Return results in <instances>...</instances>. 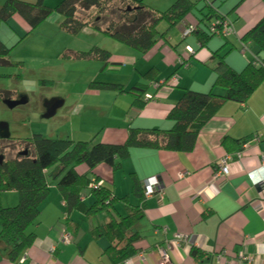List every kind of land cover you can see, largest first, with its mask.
Instances as JSON below:
<instances>
[{
	"label": "crops",
	"instance_id": "1",
	"mask_svg": "<svg viewBox=\"0 0 264 264\" xmlns=\"http://www.w3.org/2000/svg\"><path fill=\"white\" fill-rule=\"evenodd\" d=\"M8 1L34 4L38 0H0V9ZM60 1L42 0V3L53 8ZM240 1L235 0V5L225 12L234 18V22L230 23L233 33L227 38L229 44L224 47L223 40L209 44L210 49L202 52L204 57H200V52L199 56H196V62L192 61L190 66L180 69L186 73L180 76L177 74L176 78L173 75L179 61L172 50L176 45L173 35L167 34L166 41L159 42L148 53L141 55L133 50V53H127L122 49L124 46L91 30H84L75 38L65 34L74 38L73 40L85 35L79 40L88 37L92 42L88 44L83 41L82 45L78 46L73 45V40L65 37L64 52L70 50L67 53H86L92 48L100 47L111 55V64L107 65L106 72L118 73L121 62H125L132 69L127 70L124 77H116L110 81L95 77L90 80L84 78L83 81L63 80L64 82L52 84V99L60 100L61 104H64L62 97L68 96L64 100L70 107L74 106L72 114L75 116L82 115L84 108L99 112L103 116L97 121L102 129L101 133L97 134V130L95 134H90V131L88 133L87 127L82 129L84 122L81 121L82 124L78 125L72 135L83 132L85 141L122 145L126 140L128 127L169 130L171 122L167 121V115L179 101L183 91L206 94L212 90L215 74L202 65L208 60L210 51L221 48L223 51L229 50L233 46L238 48L243 35L264 16V0H242L239 4ZM236 6L238 7L233 10ZM59 22L58 17H53L33 32L38 37V32L42 34V30L49 27L48 24L58 28ZM33 32L29 34L28 26L16 15L0 24V45L10 50L9 60L15 63L14 66L24 67L27 60H31L24 55L11 57V52ZM187 41L191 42L189 38ZM51 49L50 47V51ZM60 51L62 49L59 48L49 56L58 61L64 53ZM233 52H229L225 61L232 70L238 72L243 70L247 61L240 55L232 56ZM46 60L51 59L44 58L43 64ZM64 61L75 67L85 64L82 65L84 69L89 68L88 63L93 64ZM150 70L156 71L153 82L155 84H150L145 99L154 95L156 88L153 85L163 87L155 94L154 100L139 113L131 108L133 97L128 94L93 91L88 88L91 83H99L122 86L125 90H130L138 85ZM50 79L52 80L51 76L48 80L40 82L44 89ZM169 81L172 87L167 86ZM221 92L213 91L218 94ZM91 98L96 100V106L87 104ZM240 141H246L247 148L243 157L236 159V152L232 151L231 146L232 142ZM261 154H264V83L245 104L225 103L201 129L192 152L176 154L132 149L129 157L122 162L119 172L112 174L105 166L97 167L94 174L100 179V183L110 188L118 198L128 196L133 205H136V200L131 198L133 180L141 186L150 178H156L158 181L156 194L144 200V216L138 223L140 238L134 242L137 253L129 259L132 264H264V168H259ZM227 156L232 159L229 163V175L215 179L216 165ZM78 172L82 174L85 169L81 167ZM49 174L48 172L47 175ZM52 186L39 208L38 224L33 228L36 240L31 248L25 251L22 258L24 264H111L103 257L108 247L107 242L104 239L93 240L89 235L100 223L101 218L80 221L91 205L87 191L82 194L78 208L71 214L69 223H66L65 229L72 240L71 243L67 246L59 245L65 225L63 204ZM0 204L2 205L1 201ZM52 247L56 248L54 255L48 252ZM191 247L202 252L206 256L205 260L194 263L189 257ZM158 249L165 252V261H161ZM0 264H8L1 249Z\"/></svg>",
	"mask_w": 264,
	"mask_h": 264
},
{
	"label": "trees",
	"instance_id": "2",
	"mask_svg": "<svg viewBox=\"0 0 264 264\" xmlns=\"http://www.w3.org/2000/svg\"><path fill=\"white\" fill-rule=\"evenodd\" d=\"M143 2L144 0H61L50 8L42 0L34 4L8 1L0 9V24L16 15L28 26L30 34L43 23L58 17L59 31L70 37H76L84 30H91L143 55L159 42L166 41L168 32L182 23L185 29L183 41L186 42L189 38L191 42L184 50L188 55L187 59L176 52L180 44L172 47L179 61L176 71L190 66L192 61L196 62V56L209 50V44L215 37L223 40L224 47L229 44L227 38L233 31L227 22V16L218 12V7H213L208 0L200 7L195 0H176L162 12L146 7ZM241 2L242 0L239 4ZM223 3L224 1L221 2ZM224 23L230 26L231 33L228 35L222 34ZM161 24H164L165 29L160 33L158 26ZM231 50H236L247 61L240 72L232 70L225 61ZM222 51V48L210 51L208 60L202 64L215 74L212 90L206 94L183 91L181 98L167 115V121L171 122L169 130L128 127L126 140L122 145L75 143L68 139H48L36 135L17 140L14 146L21 149L20 154L0 162V196L14 193L18 198L17 205L13 208H3L0 204V249L7 263L18 264L25 251L36 240L33 228L38 224L39 208L49 195L51 182H56L55 189L63 204L65 227L71 214L78 208L82 194L87 191L91 205L80 221L101 218L89 235L93 240L104 239L107 242L108 247L103 257L111 264H120L132 258L137 253L134 242L140 238L138 223L144 216L143 187L133 180L131 198L136 200V205H133L128 196L118 198L110 188L101 184L94 171L99 166H105L112 174L119 172L122 162L129 157L132 149L188 154L195 148L201 129L225 103L245 104L264 83V16L243 35L238 48L233 46L227 52ZM9 55L10 50L0 45L1 68L15 65L10 62ZM60 58L66 61L98 63L102 66L101 71H105L107 65L111 64V55L98 48H92L86 53L64 52ZM142 78L130 90L99 83H91L88 88L93 91L128 94L133 97L131 108L139 113L154 100L155 94L163 87L157 86L154 95L147 100L145 94L150 84H155L156 71L150 70ZM214 90L222 92L213 93ZM245 142H232V151L239 152ZM2 157L0 154V158ZM81 167L85 169L82 174L78 172ZM48 172L50 174L47 176ZM189 257L194 263L206 258L193 247L189 249Z\"/></svg>",
	"mask_w": 264,
	"mask_h": 264
},
{
	"label": "rangeland",
	"instance_id": "3",
	"mask_svg": "<svg viewBox=\"0 0 264 264\" xmlns=\"http://www.w3.org/2000/svg\"><path fill=\"white\" fill-rule=\"evenodd\" d=\"M175 1L176 0H144L143 3L146 7H149L152 10L162 12L168 9ZM195 1L200 7L206 0ZM222 1L224 0H208V3H212L213 7H218V12L221 14H225L227 9H230L235 5V0H227L221 4ZM225 16L228 15L225 14ZM227 22H234V18L228 16ZM48 25L49 27L47 29L42 30V34L38 32V37H36V33L33 32L31 36L21 41L11 52V57L14 55L30 57L31 60H27L24 67H0V154L3 156L0 158V162L4 161L5 158L9 160L17 157L21 150L14 146V144L17 143V140L29 139L34 135L48 139H68L75 143L88 142L85 141L83 137L84 135L82 136L83 132L81 134L72 135L73 132H76L78 125L82 124L81 121L84 122L82 129L87 127L88 133L90 131V134H95V130H97V134L101 133L102 129L97 121L102 119L103 116L99 112L92 111L88 108L83 109L82 115L76 114L75 116L72 114L74 106L70 107L69 103L64 100V98L67 99L68 97L66 95L62 97L64 104H60L54 114L49 116L50 109L56 102L52 99L53 83L64 82L63 80L69 82L78 79L83 81L84 78L90 80L95 77H98L101 80L108 79L110 81L116 77H124L127 70H132L125 62H121V65H119L118 73H109L101 71L100 64L88 63L87 65L89 68L84 69V66L82 65L85 64H78L79 66L75 67L70 63L65 62L63 59L56 61V59H53L49 54L55 50H59V48L60 50L62 49V51L64 50L63 48L66 43L64 40L65 37L70 41L75 37H67L65 34L60 33L57 27L50 26V24ZM164 29V24L158 26V31L160 33L163 32ZM168 35H173V39L176 40L175 43L180 44V46L177 47L176 52L179 53L180 56H183L185 54V46L190 43L187 40L186 42L183 41L185 35L183 24H178L172 28L170 32H168ZM84 36L85 35L80 36L79 38ZM79 38H77L78 40H73L75 42L72 41V43H74L73 45L77 44L78 46H81L83 41L88 44L92 42L88 37L85 40H79ZM219 40L222 39L215 37L210 42V45ZM50 47L52 48L51 51ZM122 49L127 53H133L131 49L129 50L127 47H123ZM62 51H60V53ZM66 51L70 52V50ZM227 51L228 49L224 50L223 53ZM233 51L232 56L239 55L236 50ZM200 55V57H202L203 53L201 52ZM44 58H50L51 60H46L47 62L43 64L44 61L42 62V60ZM174 71V76L177 74L180 76L186 73V71H176V69ZM49 76L52 77L53 81L50 79V85L47 83L44 89L40 82L45 79L48 80ZM167 86H173L171 81H169ZM92 99L93 98L88 99L89 102L87 104L96 106V100ZM61 102L62 101H60V103ZM73 136L75 139L72 138ZM55 185L56 182H51L53 190H55ZM0 201L3 208L9 209L17 205L18 198L14 193H5L1 195ZM63 229L66 232L64 225ZM74 239H76V237H74Z\"/></svg>",
	"mask_w": 264,
	"mask_h": 264
},
{
	"label": "built area",
	"instance_id": "4",
	"mask_svg": "<svg viewBox=\"0 0 264 264\" xmlns=\"http://www.w3.org/2000/svg\"><path fill=\"white\" fill-rule=\"evenodd\" d=\"M229 27L230 26H228L227 23H224V25L221 29L223 35H228L231 33V29ZM187 52L191 53L189 50ZM183 58L187 59L188 55L184 54ZM153 86H154V88L157 87V85H153ZM150 98L151 97H147L146 99L148 100ZM246 148H247V146H246V144H244L242 146L241 150L235 154V158L241 159L243 157L244 152L246 151ZM231 160L232 159L227 156V157L222 158L219 161V163L215 167V174H214L215 179L225 178L229 175V163L231 162ZM259 168L260 169L264 168V154H261L259 156ZM142 187H143V198H144V200H147L156 194V189L158 188V181L156 178L147 179L142 183ZM90 188H91V186H90ZM158 196L159 197L161 196V192L158 193ZM70 243H71V238L63 229L61 237L59 239V245L67 246ZM55 251H56L55 247L48 249V252L50 255H54ZM157 251H158V254H159L161 261H165L166 260L165 252L162 249H158ZM24 262L25 261L23 259H21L19 261V264H24ZM121 264H132V262L130 260H126V261H123Z\"/></svg>",
	"mask_w": 264,
	"mask_h": 264
},
{
	"label": "water",
	"instance_id": "5",
	"mask_svg": "<svg viewBox=\"0 0 264 264\" xmlns=\"http://www.w3.org/2000/svg\"><path fill=\"white\" fill-rule=\"evenodd\" d=\"M60 104H61V103H60L59 101H56V102L52 105V107H51V109H50V114H49V116H51V115L54 114L55 110L59 107ZM24 154H25V153H24Z\"/></svg>",
	"mask_w": 264,
	"mask_h": 264
},
{
	"label": "clouds",
	"instance_id": "6",
	"mask_svg": "<svg viewBox=\"0 0 264 264\" xmlns=\"http://www.w3.org/2000/svg\"><path fill=\"white\" fill-rule=\"evenodd\" d=\"M262 178H264V177H262Z\"/></svg>",
	"mask_w": 264,
	"mask_h": 264
}]
</instances>
